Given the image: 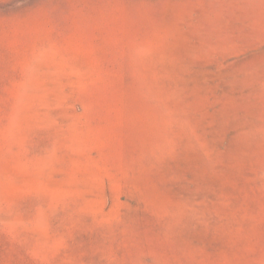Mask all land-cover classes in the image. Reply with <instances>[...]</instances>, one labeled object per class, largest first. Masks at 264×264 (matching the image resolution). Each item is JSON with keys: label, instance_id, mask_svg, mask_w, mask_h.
Wrapping results in <instances>:
<instances>
[{"label": "rangeland", "instance_id": "374dc122", "mask_svg": "<svg viewBox=\"0 0 264 264\" xmlns=\"http://www.w3.org/2000/svg\"><path fill=\"white\" fill-rule=\"evenodd\" d=\"M0 264H264V0H0Z\"/></svg>", "mask_w": 264, "mask_h": 264}]
</instances>
